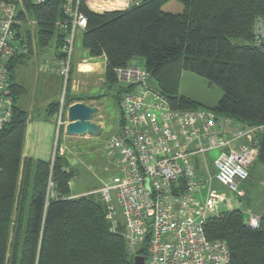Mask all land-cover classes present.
I'll return each mask as SVG.
<instances>
[{"label": "trees", "instance_id": "1", "mask_svg": "<svg viewBox=\"0 0 264 264\" xmlns=\"http://www.w3.org/2000/svg\"><path fill=\"white\" fill-rule=\"evenodd\" d=\"M33 1L21 0L18 15L34 21L35 46L53 47L59 56L62 32L56 22L65 18L66 0ZM167 1L142 0L125 9L98 12L80 0L86 17L81 47L91 58H105L108 88L117 84L115 68L142 57L143 67L174 109L202 106L177 93L182 70L218 86L222 96L214 107L206 108L241 128L261 126L252 145L258 143L254 164L264 166V54L252 38L254 19L264 17V0H178L183 4L181 13L162 11ZM25 34L27 54L7 63L13 110L11 120L0 129V264H133V256L145 257V247L127 251L121 234L110 231L97 193L72 197L74 171L59 152V140L49 159L23 155L28 115L18 100L26 89L16 82L13 71L17 62L33 53L29 31ZM68 90L62 121L72 101L81 99L67 95ZM123 91L119 86L113 96L117 105ZM59 104L48 105L50 114L57 115ZM62 131L61 125L58 137ZM243 218L238 209L210 216L205 235L227 244V264H264V217L257 228L248 227Z\"/></svg>", "mask_w": 264, "mask_h": 264}, {"label": "built area", "instance_id": "2", "mask_svg": "<svg viewBox=\"0 0 264 264\" xmlns=\"http://www.w3.org/2000/svg\"><path fill=\"white\" fill-rule=\"evenodd\" d=\"M62 10L65 18L56 22L62 32L59 56L40 69L62 79L57 129L63 124L76 36L86 26L80 0H66ZM23 20L14 1L0 0V129L13 110L7 63L28 52L20 31ZM252 38L264 54L263 16L254 19ZM114 72L124 90L119 101L122 126L107 141L106 152L117 173L94 192L105 206L110 231L121 234L129 253L145 247L144 264H227V244L209 240L204 232L207 218L220 214L222 201L211 184L215 179L230 193H238L257 157L255 145L239 140L252 138L261 126L230 129L231 120L217 118L210 109H174L159 88L145 82L150 74L143 66L130 64ZM211 150L218 152L212 160L213 176L200 173L197 165ZM243 222L257 228L260 216L248 212Z\"/></svg>", "mask_w": 264, "mask_h": 264}, {"label": "rangeland", "instance_id": "3", "mask_svg": "<svg viewBox=\"0 0 264 264\" xmlns=\"http://www.w3.org/2000/svg\"><path fill=\"white\" fill-rule=\"evenodd\" d=\"M93 1L94 2H92V4L94 7L97 6L96 8H105L102 11L121 9L122 6H119L117 8L109 6V5L119 4L121 1L126 4L125 0H93ZM140 1L142 0H133L131 2V5L139 3ZM131 5L129 4V6ZM161 10L164 12L181 13L183 10V4L178 0H169L161 6ZM29 20L30 19L26 17V19L23 20L24 21L23 25L26 28L25 30H28L30 33L31 49L33 53L29 59L23 62H17L15 64L13 75L16 82L20 83L28 90L27 95L23 96L21 100L30 97L32 98L36 97L35 99L36 101H38L37 103L38 107H36L32 115L36 121L42 124V116H45L47 113L44 108L42 109V86L37 88L35 86L36 82L34 78L36 74L42 75V73H40L39 71H41L40 69L42 68L43 63H48L49 61H51V59L42 62L41 52L42 50L46 51L47 49L39 50L35 46L34 34L36 30L34 24H31ZM78 34L79 33H77L75 45L80 47L79 45L80 35ZM34 52H38L39 54L37 53L38 55L33 56ZM132 64H135L136 66H143V58L142 57L135 58L132 61ZM118 88H119L118 84H116L113 88L110 89L107 88L106 84L104 85L102 84L92 88V91L95 95L102 93L108 94V96L103 98L101 102L104 117L106 120L105 126L101 130L102 132L90 140L80 141L75 143L73 146H71L73 148L71 150L68 147V149L65 150L68 152H66L65 154H63L60 151V154L62 156L66 158L74 157L75 159L74 164L71 167L72 170L74 171V176L70 182L71 183L70 188L72 192L76 193L79 191H86L87 192L86 194L94 193L95 191L93 190L100 187L102 183L110 180L116 174V167L113 164V161L111 160L112 158L107 154L105 146L109 138L116 132V129L119 125V121L121 118L119 107L116 104L115 99L113 97L116 91L118 90ZM57 91L59 96H61L62 85L60 86V89H58ZM53 93H54L53 89L49 90L50 96L46 98L45 107H47V105L51 103L53 99H55ZM177 93L180 95L187 96L198 103H204V101L217 103L220 97L222 96V91L218 86L210 84L207 79L187 70H182L180 74ZM201 108L206 109L205 106H201ZM52 125L56 126V133L54 134V143L52 148V151H54L57 142L56 137L58 138L57 136L58 129H57V124L53 122ZM217 153L218 152L216 150H211L208 152V154L206 153V155L209 158V160H207L208 168L211 171L212 175L215 172L212 166V160L217 155ZM254 162L252 164H254ZM255 164L256 166L253 175L259 178H257L252 185H249L247 187L248 197L251 200L249 206H252L254 204V200L256 197V194H254V196H251L252 188H254V190L256 189L259 191L257 195L258 197L259 196L264 197V190L263 188H261V184H260L261 181L260 177H264V171L262 169H259L261 166L260 163L257 162ZM250 181H251V176L249 174L248 182ZM50 189L51 187L48 188V190ZM213 189L216 193L220 194L222 198L224 196L230 198L234 206L237 205L240 210L244 211L243 212L244 215L245 213L247 214L246 210L244 209V207L247 205L246 202L243 201L242 203H237V197H235L233 193H230L225 187L219 185L216 182H214L213 184ZM113 196L115 197L114 193ZM218 209L226 211V207L222 203H219Z\"/></svg>", "mask_w": 264, "mask_h": 264}, {"label": "crops", "instance_id": "4", "mask_svg": "<svg viewBox=\"0 0 264 264\" xmlns=\"http://www.w3.org/2000/svg\"><path fill=\"white\" fill-rule=\"evenodd\" d=\"M132 1L133 0H125L128 6H126V4L123 3L122 1L119 3V5L122 6L121 9H125L129 7V4L131 5ZM14 2L18 5V8L20 7V9H23L21 0H14ZM86 2H87V5L90 8H92L94 11L100 12L104 9V8H96L97 6L94 7L92 4V2H94L93 0H86ZM23 23L21 25L20 31L26 36L25 34L26 28L24 27ZM81 33L82 32H79L78 34L80 35V38H81ZM79 45L80 47L74 45L73 60H72V67H71L72 69L71 83H70V86H68L69 90L67 92V95L69 94L71 97L81 98L80 100H73L72 103L77 102V101H82L90 106L97 107L99 111L93 116L92 121L97 123L101 127V130H102L105 126L106 120L104 117L101 102L103 98L108 96V94L102 93V94L95 95L92 91V88L95 86L105 84L104 83L105 58L104 57L90 58V56H88L87 54V51L81 47L80 41H79ZM37 53L38 52H34L33 56L39 54ZM41 56H42V62H44L45 60H50V59L52 60V57L55 56L53 47L48 48L46 51L42 50ZM39 72L42 73V75H39V74L35 75V78H34L36 82L35 86L37 88L42 86V109L44 108L47 114L45 116H42V124L33 118L32 114L35 111L36 107H38V104H37L38 101H36L35 99L36 97L34 98L30 97V98L21 100V98L23 96H26L28 93V90L25 88L26 89L25 95H23L18 100L20 106L24 110H26L27 115H28L27 121H26V127H25L24 142H23V155L32 157L34 159H49L53 155L52 148H53V143H54V134L56 133V126H53L52 124L53 122L57 124V115H53L52 113L50 114L48 110V105L50 103L47 105V107H45V103H46V98L50 96L49 90L51 89H53V92H54L53 96L55 98L53 99L52 102L60 101V96L57 90L60 89V86L62 85V79L56 74H47L43 71L42 72L39 71ZM97 96H101V97L97 98ZM198 104L205 106V107L212 108L217 103L204 101V103H198ZM66 123L67 121H66V115H65V118L62 124L63 131L58 138L56 137V139L59 140V143H58L59 149L63 154L68 152V151H65L66 149H68V147L70 150L73 149L71 146H73L75 143L80 142V141L90 140L97 136V135H91V134H86L83 136H76V135L69 136L64 131V126ZM235 126H237V124L234 122L233 123L231 122L228 128L230 129L235 128ZM120 128L121 126H120V121H119V125L116 129V132L113 135L117 134ZM253 140H255L254 137L253 138L245 137V138L240 139L239 142L245 143V144H252ZM105 147L107 148V144ZM67 160H68V165L71 168L72 165L74 164L75 159L74 157H70V158H67ZM207 160H209V158L206 154L204 157L202 156L199 157V163L197 164L198 167L200 168L199 171L202 174H206V175L209 174L210 176H213L214 174L212 175L211 171L208 168ZM255 166L256 164H252L248 169L249 174L251 176V181L241 183L239 186L238 193H233V194L235 197H237V203H242L243 201L247 203V205L244 207L247 213L250 212L262 218L264 217V197H260V196L258 197L257 195L259 191L256 189L254 190V188H252V191H251L252 195L250 193L249 194L251 196H254V194H256V197L254 200V204L252 206H249L251 203V200L248 197L247 187L249 185H252L255 182V180L259 178L253 175ZM259 169H262L264 171V166L261 165ZM116 173H117V170H116ZM260 178H261V181H260L261 188H263L264 190V177H260ZM214 182L218 183L215 179H213L212 184H211L212 188H213ZM99 188L100 187L96 188L93 191H96ZM86 193H87L86 191H79L75 193V192H72L71 190L72 197L86 195ZM223 198H222V201H220V203L224 204V206L226 207V211L234 210V209L240 210L237 205L234 206L230 198H227L226 196H224ZM219 211L222 212L223 210H219Z\"/></svg>", "mask_w": 264, "mask_h": 264}, {"label": "water", "instance_id": "5", "mask_svg": "<svg viewBox=\"0 0 264 264\" xmlns=\"http://www.w3.org/2000/svg\"><path fill=\"white\" fill-rule=\"evenodd\" d=\"M145 82L154 88H159L158 84L148 75ZM98 112L97 107L90 106L82 101L70 104L66 109V121L64 131L69 136H83L86 134L98 135L101 127L92 121L93 116ZM258 147V143H255ZM144 256L135 255L132 258L133 264H144Z\"/></svg>", "mask_w": 264, "mask_h": 264}, {"label": "bare ground", "instance_id": "6", "mask_svg": "<svg viewBox=\"0 0 264 264\" xmlns=\"http://www.w3.org/2000/svg\"><path fill=\"white\" fill-rule=\"evenodd\" d=\"M89 2V1H88ZM115 2V1H114ZM124 3V2H123ZM110 7H115V8H117V7H119L120 5L119 4H114V5H109ZM107 7V6H106ZM109 7V8H110Z\"/></svg>", "mask_w": 264, "mask_h": 264}, {"label": "clouds", "instance_id": "7", "mask_svg": "<svg viewBox=\"0 0 264 264\" xmlns=\"http://www.w3.org/2000/svg\"><path fill=\"white\" fill-rule=\"evenodd\" d=\"M128 8V7H127Z\"/></svg>", "mask_w": 264, "mask_h": 264}]
</instances>
